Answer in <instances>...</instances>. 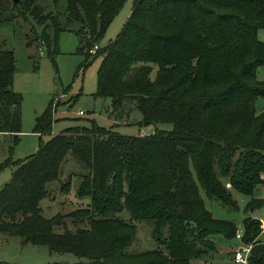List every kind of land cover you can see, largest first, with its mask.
<instances>
[{"label": "trees", "instance_id": "16d2710c", "mask_svg": "<svg viewBox=\"0 0 264 264\" xmlns=\"http://www.w3.org/2000/svg\"><path fill=\"white\" fill-rule=\"evenodd\" d=\"M125 1L66 0L59 16L37 0H0V25L21 16L47 55L58 52V35L67 29L78 38L80 68L101 56L95 95L109 97L113 110L132 103L141 113L139 126L172 124L171 130L130 135L91 119L90 127H67L43 141L54 120L51 98L33 128L37 150L14 164L8 158L0 163V169L15 165L0 188V232L83 259L45 264L208 259L216 251L213 235L229 240L238 230L211 214L200 190L236 208L232 191L252 195L264 185V109L256 110V100L264 97V81L256 76L264 66L257 35L264 29V0H132L117 35L99 46ZM71 23L78 27L71 29ZM15 62L1 40L0 133L13 136L14 143L22 101L13 88ZM69 159L79 170L76 195L88 197L89 204L45 217L39 204L48 195L46 185L60 179ZM70 185L62 183L61 191L68 193ZM262 206L264 198H253L245 209ZM123 210L129 219L118 215ZM134 221L152 224L155 248L126 250L136 238ZM263 223L251 216L242 221L240 242L251 245L248 264H264Z\"/></svg>", "mask_w": 264, "mask_h": 264}, {"label": "rangeland", "instance_id": "374dc122", "mask_svg": "<svg viewBox=\"0 0 264 264\" xmlns=\"http://www.w3.org/2000/svg\"><path fill=\"white\" fill-rule=\"evenodd\" d=\"M45 11L61 12L65 9L66 0H37ZM132 0L124 2L121 9L111 20L99 43L106 44L119 32L130 13ZM63 17L60 21L63 22ZM77 23H71L70 28L76 29ZM31 23L21 16H15L7 25H0V41L6 42V47L13 50L16 59L13 88L22 96L21 101V132L15 143L13 136L0 133V163L7 158L14 164L35 152L39 146V134L33 132L36 117L48 106L51 98L53 118L51 131L41 135L43 141L61 132L66 126L90 127V120L104 127L111 128L122 134L137 135L143 131L152 133L155 129L171 130V123H158L156 125L139 126L137 121L141 119V113L135 104L124 103L113 110L109 97L96 96L97 69L101 56L90 58L83 64L84 57L78 52V38L74 32L63 29L58 35V52L53 57L46 54L45 49L33 39ZM258 38L264 43V29L257 32ZM258 80L264 81V66L257 68ZM264 109V97L256 100V110ZM82 110L83 114H79ZM12 147V148H11ZM11 148V151H9ZM8 165L0 169V188L9 181L15 169V165ZM62 174L58 181L47 183L48 195L40 200L42 214L51 217L56 213H68L78 207L89 204V198H79L76 195L80 179L78 169L72 160L63 163ZM70 180V190L63 193L60 189L62 183ZM229 186V184H227ZM200 193L205 201L206 208L211 214L221 220L233 222L238 230V235L233 239H225L220 235H213L216 243V251L209 254V258H195L190 264H205L209 260L211 264H234L233 254L242 245L240 235L242 221L246 216L259 219L264 222V206L245 209L247 203L253 198H264V185L257 186L252 195H246L232 191L236 201V208L224 207L215 200L209 199L203 190ZM121 217L129 219L127 210L118 213ZM67 226L73 228L71 219H66ZM137 231L136 238L126 248L128 252L143 251L157 246L152 236V224L144 221H134ZM264 226V223L262 227ZM56 233L63 232V228L54 227ZM264 241V236H261ZM83 260L72 253L50 252L45 245H33L22 243L17 236H9L0 232V262L19 264H45L56 262L73 263ZM236 264V263H235Z\"/></svg>", "mask_w": 264, "mask_h": 264}, {"label": "built area", "instance_id": "2783aa9c", "mask_svg": "<svg viewBox=\"0 0 264 264\" xmlns=\"http://www.w3.org/2000/svg\"><path fill=\"white\" fill-rule=\"evenodd\" d=\"M39 51L42 52L40 47H43V42H39ZM98 45H95L90 49V53H94ZM44 48V47H43ZM79 114H83V111L80 110ZM251 245H240L233 254V260L236 264H248L249 252Z\"/></svg>", "mask_w": 264, "mask_h": 264}, {"label": "crops", "instance_id": "0c3cea01", "mask_svg": "<svg viewBox=\"0 0 264 264\" xmlns=\"http://www.w3.org/2000/svg\"><path fill=\"white\" fill-rule=\"evenodd\" d=\"M71 126H72V124H70V125L66 126L65 128H67V127H71ZM146 127H149V125H148V126H146ZM65 128H64V129H65ZM145 133H146V132H143V131L139 132V134H140V135H142V134H145ZM233 262H234V261H233ZM234 264H235V263H234Z\"/></svg>", "mask_w": 264, "mask_h": 264}, {"label": "water", "instance_id": "95a60500", "mask_svg": "<svg viewBox=\"0 0 264 264\" xmlns=\"http://www.w3.org/2000/svg\"><path fill=\"white\" fill-rule=\"evenodd\" d=\"M12 2H13V3H17V2H18V0H12Z\"/></svg>", "mask_w": 264, "mask_h": 264}]
</instances>
